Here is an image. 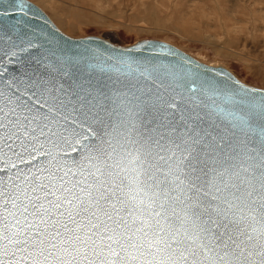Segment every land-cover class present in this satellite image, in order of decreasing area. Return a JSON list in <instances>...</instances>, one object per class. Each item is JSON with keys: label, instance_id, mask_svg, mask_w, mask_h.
<instances>
[{"label": "snow or ice", "instance_id": "snow-or-ice-1", "mask_svg": "<svg viewBox=\"0 0 264 264\" xmlns=\"http://www.w3.org/2000/svg\"><path fill=\"white\" fill-rule=\"evenodd\" d=\"M102 96L103 101L95 103L81 98L89 106L85 119L98 122L92 128L99 140L91 149L96 155L87 157L97 161L95 171L69 188L66 177L71 169L40 168L37 171L47 176L33 173L31 180L25 176L28 183L23 190L18 185H13V193L0 190L8 220L3 230L9 233L0 239L15 245L11 253L5 248V254L26 253L31 264H97L105 251L118 259L105 258L100 264H122L125 256L120 253L137 264H256L249 259L253 255L264 264V103L254 106L262 119L258 129H252L260 137L259 149L251 150L257 152L254 157L236 150L198 114L187 120L182 115L179 122L154 120V127L142 123L141 131L132 119L138 118L143 103L139 96L132 94L138 102L133 108L122 101L126 111L119 113L109 111V97ZM22 97L0 92V154L6 148L20 158L14 148L21 134L30 139L20 140L18 146L29 155L45 144L58 147L68 128L55 116L34 112ZM53 100L49 113L63 116L57 105H67L58 97ZM225 100L243 103L232 97ZM166 107L180 106L173 100ZM228 116L239 122L234 128H251L245 117L234 112ZM73 134H78L75 129ZM46 154L50 163L56 160L53 152ZM11 179L0 180V189ZM82 184L86 186L75 191ZM62 207L68 212L67 221L62 219ZM82 214H87L86 224L75 219ZM69 222L76 227L70 228Z\"/></svg>", "mask_w": 264, "mask_h": 264}, {"label": "water", "instance_id": "water-1", "mask_svg": "<svg viewBox=\"0 0 264 264\" xmlns=\"http://www.w3.org/2000/svg\"><path fill=\"white\" fill-rule=\"evenodd\" d=\"M192 55L197 56L159 39L141 38L121 43L100 35L71 37L61 32L33 2L0 0V92L7 96L23 94L22 98L33 106L34 112L49 115L50 119L55 116L62 126L68 128L64 133L66 140L56 148L45 144L43 149L29 155L18 146L20 140L29 142L30 138L22 134L20 140L15 141L17 147L14 148V152L22 154L20 158L5 148L0 154V180L12 179L0 190L13 193L16 191L13 185L23 190L28 183L25 176L29 180L33 173L47 176V172L37 171L40 168L55 170L59 166L71 169L66 177L69 188L76 180H83L87 173L95 171L93 166L97 161L87 157L96 155L91 149L99 140L92 128L98 127V122L85 119L84 113L89 106L81 98L95 103L103 101L102 93L109 97L108 110L117 113L126 111L122 101L128 108H133L138 102L132 99V94L139 96L143 103L138 110V118L132 119L141 131H144L142 123L154 127V120L156 123L179 122L182 115L187 120L198 114L217 128L225 139L231 140L236 150L256 157L257 152L251 150L259 149L260 137L252 129H258L262 119L258 107L254 106L264 103V88L242 81L222 61L208 64ZM148 74L151 78H146ZM33 83L40 87H32ZM53 97H58L67 105L66 108L57 105L59 112L68 117L67 121L61 115L49 113V108L55 103ZM225 97L243 103H229ZM129 100H132L131 104H128ZM173 100L180 106L179 109L166 107L167 102ZM73 108L77 111L74 112ZM228 112L245 117L251 128H234L233 124L239 122L230 118ZM101 115L108 120L107 113L102 112ZM73 129L78 134L74 135ZM168 131L171 133V130ZM40 142H43L42 137ZM46 151L56 155L54 162L50 163L51 156ZM57 175H63V172H57ZM87 179L92 181L91 176ZM81 186L86 185L77 186L75 191L79 192ZM4 203L5 198L0 197V235L6 236L9 233L3 230V224L8 222ZM7 207L11 209V204ZM60 211L64 212L62 219L67 221L65 207ZM86 215L75 219L86 224ZM57 217L58 213L52 219ZM69 227L76 225L69 222ZM5 248L11 253L15 245L0 239V261L9 264L17 260L20 264H31V258L26 253L17 252L13 257L5 254ZM249 250L246 249V252ZM120 255L125 256L122 264H137L125 253ZM105 258L118 259L108 257L105 251L97 258V264ZM249 259L258 264L260 257L253 255Z\"/></svg>", "mask_w": 264, "mask_h": 264}, {"label": "rangeland", "instance_id": "rangeland-1", "mask_svg": "<svg viewBox=\"0 0 264 264\" xmlns=\"http://www.w3.org/2000/svg\"><path fill=\"white\" fill-rule=\"evenodd\" d=\"M29 1L68 36L163 40L264 88V0Z\"/></svg>", "mask_w": 264, "mask_h": 264}, {"label": "bare ground", "instance_id": "bare-ground-1", "mask_svg": "<svg viewBox=\"0 0 264 264\" xmlns=\"http://www.w3.org/2000/svg\"><path fill=\"white\" fill-rule=\"evenodd\" d=\"M41 9V8H40ZM48 16V15H47ZM49 17V16H48ZM50 19V18H49ZM51 20V19H50ZM55 25V24H54ZM56 26V25H55ZM57 27V26H56ZM58 28V27H57ZM59 29V28H58ZM60 30V29H59ZM61 31V30H60ZM62 32V31H61ZM64 33V32H63ZM65 34V33H64ZM163 41V40H162ZM166 42V41H165ZM171 44V43H170ZM173 45V44H172ZM175 46V45H174ZM178 48V47H177ZM180 49V48H179ZM182 50V49H181ZM194 57V56H193ZM194 58H196V57H194ZM197 59V58H196ZM197 60H199V59H197ZM199 61H201V60H199ZM203 62V61H202ZM217 63V62H216ZM216 63H211V64H216ZM209 64V63H208ZM230 70V69H229ZM231 71V70H230ZM232 72V71H231ZM233 73V72H232ZM236 75V74H235ZM237 76V75H236ZM238 77V76H237ZM239 78V77H238ZM242 80V79H241ZM243 81V80H242Z\"/></svg>", "mask_w": 264, "mask_h": 264}]
</instances>
